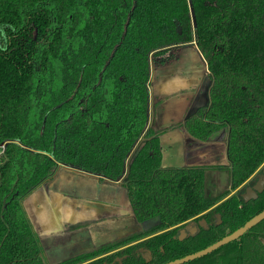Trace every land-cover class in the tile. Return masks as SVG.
<instances>
[{"label":"trees","instance_id":"1","mask_svg":"<svg viewBox=\"0 0 264 264\" xmlns=\"http://www.w3.org/2000/svg\"><path fill=\"white\" fill-rule=\"evenodd\" d=\"M193 44L208 102L179 126L200 142L226 130L229 189L215 196L207 168L161 166L148 127L150 58ZM0 146V264H48L21 204L61 166L122 180L137 219L159 223L58 264H165L211 246L264 208V189L240 196L264 166V0H0ZM183 264H264V219Z\"/></svg>","mask_w":264,"mask_h":264},{"label":"crops","instance_id":"2","mask_svg":"<svg viewBox=\"0 0 264 264\" xmlns=\"http://www.w3.org/2000/svg\"><path fill=\"white\" fill-rule=\"evenodd\" d=\"M171 52L175 55L171 61L153 63L150 82L151 125L161 130V166L207 168L205 194L215 196L229 189L226 130L200 142L179 126L196 108L207 104L208 68L194 44ZM221 166L229 170L226 183ZM55 172L21 204L48 264H58L159 223L157 217L137 219L121 181H101L62 168Z\"/></svg>","mask_w":264,"mask_h":264},{"label":"water","instance_id":"3","mask_svg":"<svg viewBox=\"0 0 264 264\" xmlns=\"http://www.w3.org/2000/svg\"><path fill=\"white\" fill-rule=\"evenodd\" d=\"M150 67H151V75H150V81L149 82H152L153 81V72H154L152 58H150ZM150 87H151V84H150ZM149 101H150V110H149L150 121H149L148 127L151 126V115H152V101H151V99H149ZM129 159L127 160V165H128ZM59 168H62L63 170H67L70 172H76V173H79L81 175H91L92 176V174H90V173L88 174V173H85L83 171H80V170H77L74 168L71 169V168L66 167V166H61ZM126 170H127V167H126ZM127 173L128 172H126V175H127ZM95 177L98 178L97 176H95ZM119 181H121L123 183L122 180H119ZM263 189H264V166H263L261 172L257 174L256 180L251 185L246 186L245 190L243 191V193L240 196H241L243 201L248 202L249 200L256 199L257 194H260V192H262ZM263 219H264V208L258 214L254 215L253 217H251V219L246 221L242 227H239L235 231L227 234V236H225L222 239L214 242L213 244H211V246H208L202 250L194 252L191 255H187L183 258H180V259H177L175 261H171V262H168L165 264H183V263H186L189 261H194V259L209 255V254H211L212 251L217 250L218 248L227 245L231 241L240 240L244 236L245 232H247L249 229H251L255 225L259 224ZM200 224L204 225V222H201ZM190 227L191 226L189 225L186 228L180 230V232L177 236L179 238V240H183L185 238L186 232L188 230L190 233H193V231L195 230L196 227L195 226H193L191 228ZM147 256H149V255H147Z\"/></svg>","mask_w":264,"mask_h":264},{"label":"rangeland","instance_id":"4","mask_svg":"<svg viewBox=\"0 0 264 264\" xmlns=\"http://www.w3.org/2000/svg\"><path fill=\"white\" fill-rule=\"evenodd\" d=\"M221 170H222V179L225 181V183H226V181H227V179H228V172H229V170H228V168H227V166L225 167V166H221V167H219ZM207 194V193H206Z\"/></svg>","mask_w":264,"mask_h":264},{"label":"built area","instance_id":"5","mask_svg":"<svg viewBox=\"0 0 264 264\" xmlns=\"http://www.w3.org/2000/svg\"><path fill=\"white\" fill-rule=\"evenodd\" d=\"M1 150H3V146H0Z\"/></svg>","mask_w":264,"mask_h":264},{"label":"bare ground","instance_id":"6","mask_svg":"<svg viewBox=\"0 0 264 264\" xmlns=\"http://www.w3.org/2000/svg\"><path fill=\"white\" fill-rule=\"evenodd\" d=\"M192 44V43H191Z\"/></svg>","mask_w":264,"mask_h":264},{"label":"flooded vegetation","instance_id":"7","mask_svg":"<svg viewBox=\"0 0 264 264\" xmlns=\"http://www.w3.org/2000/svg\"><path fill=\"white\" fill-rule=\"evenodd\" d=\"M231 194V193H230Z\"/></svg>","mask_w":264,"mask_h":264}]
</instances>
